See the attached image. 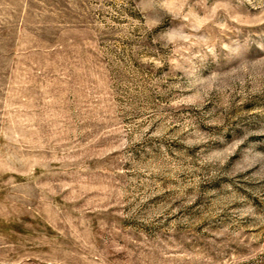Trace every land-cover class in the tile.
<instances>
[{
	"label": "rangeland",
	"instance_id": "1",
	"mask_svg": "<svg viewBox=\"0 0 264 264\" xmlns=\"http://www.w3.org/2000/svg\"><path fill=\"white\" fill-rule=\"evenodd\" d=\"M0 264H264V0H0Z\"/></svg>",
	"mask_w": 264,
	"mask_h": 264
}]
</instances>
